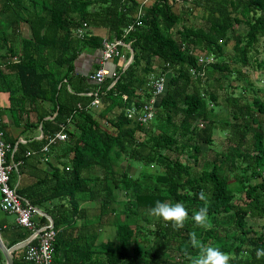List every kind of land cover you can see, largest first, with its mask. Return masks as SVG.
<instances>
[{
	"label": "trees",
	"instance_id": "trees-1",
	"mask_svg": "<svg viewBox=\"0 0 264 264\" xmlns=\"http://www.w3.org/2000/svg\"><path fill=\"white\" fill-rule=\"evenodd\" d=\"M178 3L206 27L188 25L173 10ZM83 24L87 28L77 37ZM23 25L29 37L21 34ZM90 27L106 28L123 44L111 61L123 56L126 63L129 50L134 54L126 69L117 65L101 83L89 79L99 65L86 75L73 74L82 52L103 50V39L91 35ZM261 41L264 0H0L6 115L17 128L40 126L42 132L38 141L15 148L16 140L3 137L11 146L9 162L17 165L11 185L22 164L44 162L43 175L17 193L57 231L54 264H190L199 254L189 239L193 231L199 242L229 254L230 264H264L255 255L264 248V101L248 76L249 69L264 68ZM156 79H164V92L153 118L140 125L137 115L153 98ZM64 80L70 86L77 81L74 91L91 95L62 99ZM95 98L99 108H88ZM43 102L55 111L43 110ZM129 109L136 116L128 118ZM217 129L224 132L218 150ZM59 132L66 140L48 145ZM208 151L213 160L200 166ZM33 152L37 157H28ZM201 190L210 196L211 230L191 219L203 206ZM158 200L185 205L189 219L182 229L148 215ZM86 201L96 203L90 216L80 204ZM113 215L114 239L98 242L100 227ZM47 223L38 218L39 226ZM14 229L7 248L30 237L26 229ZM28 246L13 253L14 264H31L23 255Z\"/></svg>",
	"mask_w": 264,
	"mask_h": 264
},
{
	"label": "built area",
	"instance_id": "built-area-1",
	"mask_svg": "<svg viewBox=\"0 0 264 264\" xmlns=\"http://www.w3.org/2000/svg\"><path fill=\"white\" fill-rule=\"evenodd\" d=\"M86 24H83L79 28L75 35L80 37L83 35ZM131 30V27L125 30V33ZM119 45L123 44L120 41L103 39L102 42V57L99 63V69L89 75V79L96 83L103 82L108 70L105 68V64L120 55L118 50ZM16 61V58L14 59ZM204 59L199 58L198 62L203 63ZM153 86V98L143 105L142 113L137 115V121L140 125H144L150 121L154 116V105L156 98L160 96L165 89L164 79H156L151 81ZM88 108H99V101L97 98L94 102L90 103ZM128 118L136 116L134 109L127 111ZM66 134L59 132L49 141V144H53L56 141H65ZM48 145L42 148V152H46ZM11 146L4 142L3 132L0 131V210L8 215L15 217V223L17 226L26 229L30 233L29 244L34 241L33 244H28L26 252L24 254V260L31 264H54V242L57 231L54 229L52 222L44 226H39L38 222L34 219L37 217H43L44 215L39 210L31 206L26 200H24L18 193L17 187L11 185V176L16 169V164L9 162L8 152ZM31 154H35L34 152Z\"/></svg>",
	"mask_w": 264,
	"mask_h": 264
},
{
	"label": "crops",
	"instance_id": "crops-1",
	"mask_svg": "<svg viewBox=\"0 0 264 264\" xmlns=\"http://www.w3.org/2000/svg\"><path fill=\"white\" fill-rule=\"evenodd\" d=\"M155 0H148V2L152 3ZM89 32L91 35H95L97 37H100L101 39L108 38L110 40H115V37L106 29V28H89ZM21 34L24 37H29L30 36V30L27 25L22 26V32ZM125 48L128 49V45L125 46ZM126 53V52H125ZM130 53V50H129ZM102 57V52L101 50L98 49H88L84 52H82L79 57L77 58L74 66V75H86L90 72H93L99 65ZM117 61V62H116ZM116 61H108L105 64V68L108 71H114L117 67V65L121 66L125 63L124 57L118 58ZM115 62L117 64H115ZM127 63V62H126ZM125 63V64H126ZM124 64V66H125ZM64 87L61 91L60 97L64 100H69L70 102H76L77 97H84V96H90L91 93L87 92H76L74 91L75 89L79 88V84L77 81H73L72 86L67 83L66 80L63 81ZM74 87V88H72ZM10 106L9 102V94L7 92H0V117H1V125L3 126L4 129H1L0 131L3 132V137L6 136L12 140L15 141V146L14 148L18 145H26V143H30L31 141H38L42 137V132L40 130V126L37 129H31V130H23L22 128H17L15 127L8 116L6 115V110ZM41 106L43 110L46 112L51 113L54 110V105L48 102H43L41 103ZM55 113L53 116H47L46 119H53ZM101 123L105 124L104 121H101ZM37 154L28 157H37ZM40 162V164H39ZM38 162V160L34 159L26 165L22 164V174H16V178L14 177V186L21 189L25 188L31 184H33L38 177H41L43 175V170L44 169V162L41 160ZM13 177V176H12ZM11 177V179H12ZM82 208L88 209L89 216L93 213H90V209H95L96 203L95 202H83L80 203ZM40 211V210H39ZM42 212V211H41ZM43 213V212H42ZM9 216L12 217V215H8L0 210V230L2 232V235L4 237V244L9 245L13 241V231H15L14 226L16 225L15 223V217L13 216V219L10 220ZM45 216V214H44ZM47 217V216H45ZM48 221H51L49 217H47ZM38 222V220H37ZM105 226L101 227L99 230V234H105L104 229ZM106 228H110L107 226ZM103 230V231H102ZM100 236H98L99 238ZM24 255V254H23ZM23 255H19V259H22Z\"/></svg>",
	"mask_w": 264,
	"mask_h": 264
},
{
	"label": "clouds",
	"instance_id": "clouds-1",
	"mask_svg": "<svg viewBox=\"0 0 264 264\" xmlns=\"http://www.w3.org/2000/svg\"><path fill=\"white\" fill-rule=\"evenodd\" d=\"M198 198L203 206L193 211L191 219L195 226L211 230L213 225L208 216L210 196L201 190L198 193ZM147 212L151 217L171 223L174 230L182 229L189 219V212L181 202L170 203L158 200L155 202L154 207L149 208ZM189 239L193 245L199 246V254L191 258L190 264H230L229 254L223 252L218 246L205 245L199 242L195 231L189 233ZM255 255L258 258H264V248L257 249Z\"/></svg>",
	"mask_w": 264,
	"mask_h": 264
},
{
	"label": "rangeland",
	"instance_id": "rangeland-1",
	"mask_svg": "<svg viewBox=\"0 0 264 264\" xmlns=\"http://www.w3.org/2000/svg\"><path fill=\"white\" fill-rule=\"evenodd\" d=\"M173 10L175 13L181 15L184 18V20L187 22L188 25L196 26V27H203V28L206 27V24L204 22L198 20L197 18H195L196 17L195 15H193V16L187 15L185 12H183V10L181 9V3L175 4ZM231 46H232V43H230L226 47L227 51H229L231 49ZM258 56H259L258 58H260V59L264 58V41H261V46L259 47V55ZM248 71H249L248 72L249 79L254 84L256 89H258L257 96L262 98V100L264 101V68H262V69L255 68L254 70L249 69ZM237 83L239 85L245 86V83L242 81L241 82L237 81ZM234 84L236 85V83H234ZM217 112H218V109L216 108L214 110V113H217ZM213 140H214V144H215L214 149L218 150L219 147L224 148V132L221 129L215 130V134L213 135ZM204 151L206 152V150H204ZM213 158H214V152L212 153V152L208 151L206 154L202 155V157L200 158V160H199L200 166L204 162L212 161ZM200 166H198V167H200ZM119 195H120L121 200H123L125 198V196L122 194V192ZM89 211H90V213H94L96 211V209H90ZM43 217H45V216H43ZM45 218L47 219V217H45ZM9 219L12 220L13 216L12 217L9 216ZM106 219H107L106 224L103 225V226H105V228L103 229L105 234H102V233L99 234L100 237L98 238V242H104L105 240L114 239V227H113V225L110 224V221H112L113 219L115 220V216L113 215V216H111V218L108 217ZM34 220L37 221L38 218L36 217ZM252 224L254 227L256 226L257 230L259 229V223L256 224V221H254V222H252ZM103 226H101V227H103ZM107 226H109L110 228H106Z\"/></svg>",
	"mask_w": 264,
	"mask_h": 264
},
{
	"label": "water",
	"instance_id": "water-1",
	"mask_svg": "<svg viewBox=\"0 0 264 264\" xmlns=\"http://www.w3.org/2000/svg\"><path fill=\"white\" fill-rule=\"evenodd\" d=\"M133 57H134V54H133L132 50H130V58L127 61V63L125 64V66L123 67L124 69H126L129 66V64L133 60ZM39 212L44 215V213H42L41 211H39ZM29 241H30V239H27L23 243H19V244L14 245V246H12L10 248H7L5 246V244L3 243L1 237H0V253L3 256L4 264H14V261H13V253L16 250L21 249V248H24L25 246H27L29 244Z\"/></svg>",
	"mask_w": 264,
	"mask_h": 264
}]
</instances>
